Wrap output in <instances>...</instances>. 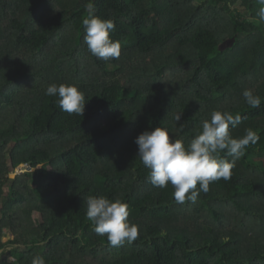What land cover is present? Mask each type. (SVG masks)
<instances>
[{
  "label": "trees",
  "instance_id": "1",
  "mask_svg": "<svg viewBox=\"0 0 264 264\" xmlns=\"http://www.w3.org/2000/svg\"><path fill=\"white\" fill-rule=\"evenodd\" d=\"M88 2L0 0V264L37 256L46 264H264L261 5L92 0L97 16L115 21L110 37L121 45L119 58L104 61L84 42ZM240 2L245 14L234 7ZM51 84L76 85L86 97L83 115L45 95ZM245 89L262 98L259 108L245 102ZM214 110L241 116L229 126L233 138L252 129L259 139L230 180L179 204L170 183L149 182L134 140L162 126L187 146ZM22 165L29 169L12 178ZM92 195L129 205L135 241L112 247L93 231Z\"/></svg>",
  "mask_w": 264,
  "mask_h": 264
},
{
  "label": "clouds",
  "instance_id": "2",
  "mask_svg": "<svg viewBox=\"0 0 264 264\" xmlns=\"http://www.w3.org/2000/svg\"><path fill=\"white\" fill-rule=\"evenodd\" d=\"M257 3L261 5L257 16L259 21H264V0H257ZM85 10L87 15L82 20V26L89 52L104 61L119 58L120 42L110 37V33L115 31V21L97 16L92 0L86 4ZM45 95L57 97L56 103L63 112L83 115L86 97L76 85L51 84ZM242 95L250 107L256 109L261 106L262 98L251 89H245ZM174 119L179 122L181 112ZM240 121L239 114L214 110L187 146L183 139L172 137L169 130L162 126L140 133L134 142L138 146L140 162L150 170L149 182L160 189L170 183L174 189V200L183 204L185 201L195 203L201 192L209 191L211 183L230 180L235 161L245 154L249 144H255L259 139L258 132L252 129H246L241 138H233L229 126L235 127ZM184 127L180 124L177 131L182 132ZM221 152H226L232 160L221 157ZM86 204V216L93 225V231L105 236L110 246L118 247L137 239L139 225L129 221V205L126 202L120 198L92 195L87 197ZM31 264H46V261L37 256Z\"/></svg>",
  "mask_w": 264,
  "mask_h": 264
},
{
  "label": "rangeland",
  "instance_id": "3",
  "mask_svg": "<svg viewBox=\"0 0 264 264\" xmlns=\"http://www.w3.org/2000/svg\"><path fill=\"white\" fill-rule=\"evenodd\" d=\"M234 7L237 9V11H238L239 13H242V14H245V13H246V12H245V6L243 5V3L240 2V3L236 4ZM228 40H229V39H228ZM228 40H226V41H228ZM78 61H79L80 65L84 67L85 60H81V59L78 58ZM16 173H17V172H16ZM11 174H12V175H11L12 178H14V177L16 176L14 172L11 173Z\"/></svg>",
  "mask_w": 264,
  "mask_h": 264
},
{
  "label": "water",
  "instance_id": "4",
  "mask_svg": "<svg viewBox=\"0 0 264 264\" xmlns=\"http://www.w3.org/2000/svg\"><path fill=\"white\" fill-rule=\"evenodd\" d=\"M234 40L235 39L232 38V39H229L228 41H224V43L220 46V50L224 51L226 48L231 47Z\"/></svg>",
  "mask_w": 264,
  "mask_h": 264
},
{
  "label": "built area",
  "instance_id": "5",
  "mask_svg": "<svg viewBox=\"0 0 264 264\" xmlns=\"http://www.w3.org/2000/svg\"><path fill=\"white\" fill-rule=\"evenodd\" d=\"M28 169H29V167H28L27 165H25V166L22 165L21 167L15 169L14 173H15L16 176H17V175H22V174H23L24 172H26ZM16 172H17V173H16Z\"/></svg>",
  "mask_w": 264,
  "mask_h": 264
},
{
  "label": "crops",
  "instance_id": "6",
  "mask_svg": "<svg viewBox=\"0 0 264 264\" xmlns=\"http://www.w3.org/2000/svg\"><path fill=\"white\" fill-rule=\"evenodd\" d=\"M2 217V213H1V205H0V218ZM11 239V237L10 236H8V235H6V237H5V241H8V240H10ZM8 250L9 249H7L5 252H3L2 254H4V256H7V254H5V253H8ZM9 257V256H8ZM11 260H13V259H11Z\"/></svg>",
  "mask_w": 264,
  "mask_h": 264
}]
</instances>
